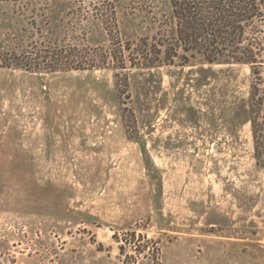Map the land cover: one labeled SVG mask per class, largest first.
<instances>
[{"label":"rangeland","instance_id":"rangeland-1","mask_svg":"<svg viewBox=\"0 0 264 264\" xmlns=\"http://www.w3.org/2000/svg\"><path fill=\"white\" fill-rule=\"evenodd\" d=\"M108 1H0V264H264L250 67L131 63L165 53L157 1L113 0L116 68ZM63 49L56 70L31 59Z\"/></svg>","mask_w":264,"mask_h":264},{"label":"trees","instance_id":"trees-1","mask_svg":"<svg viewBox=\"0 0 264 264\" xmlns=\"http://www.w3.org/2000/svg\"><path fill=\"white\" fill-rule=\"evenodd\" d=\"M9 1L20 5H30L40 0H0ZM156 20L152 22L163 43L160 44L165 52L159 58L149 56L148 50L140 48L135 55L130 56L129 61L141 60V64L154 66L159 63L189 65L201 64L214 66L216 64H239L248 65L252 75L251 90L249 94V108L254 113L251 118L264 112V85H262V72L264 68V42L257 39V32L264 29V0H156ZM129 9L133 12L145 14L153 12L151 5L144 6L135 1L128 2ZM93 9L101 22L108 37L113 43L112 50L104 54L102 59L109 56L117 61L116 68H125L126 57L124 56L125 46L122 45L121 33L117 31L115 22L114 1H108L103 7L93 6ZM109 16V18H108ZM105 17V18H104ZM107 21V22H106ZM115 30V33H114ZM252 34V35H250ZM264 39V38H263ZM118 47L119 55L114 51ZM122 49V50H121ZM47 51H45L46 53ZM35 53L31 59L38 62L54 64L50 68L56 70V66L62 59L68 58L67 50L57 52ZM74 57L79 58L75 68H83L88 56L77 52ZM134 53V52H133ZM89 64L88 67H95ZM123 83L127 85V78ZM264 118V116H263Z\"/></svg>","mask_w":264,"mask_h":264}]
</instances>
